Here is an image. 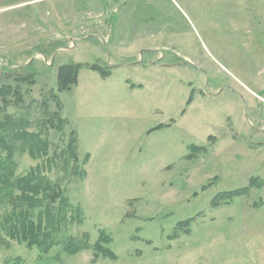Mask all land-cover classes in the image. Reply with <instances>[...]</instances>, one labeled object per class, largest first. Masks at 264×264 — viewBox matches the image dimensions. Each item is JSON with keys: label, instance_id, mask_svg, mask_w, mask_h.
Segmentation results:
<instances>
[{"label": "rangeland", "instance_id": "1", "mask_svg": "<svg viewBox=\"0 0 264 264\" xmlns=\"http://www.w3.org/2000/svg\"><path fill=\"white\" fill-rule=\"evenodd\" d=\"M0 75L72 205L0 264H264V0H0Z\"/></svg>", "mask_w": 264, "mask_h": 264}, {"label": "trees", "instance_id": "2", "mask_svg": "<svg viewBox=\"0 0 264 264\" xmlns=\"http://www.w3.org/2000/svg\"><path fill=\"white\" fill-rule=\"evenodd\" d=\"M66 80H74V76ZM3 87L0 88V94L7 101L4 94L11 87ZM61 120L62 118L60 122ZM23 121V118L10 114L0 118V225L9 237L26 241L29 246L39 245L48 249L55 243L54 235L59 230V224L67 220V213H61L59 208H69L72 205L62 185L43 174V164L31 168L26 174L15 175L13 151L18 142L22 137L38 136L36 132L28 133ZM27 142L30 140L19 146L26 147ZM29 149L35 158L45 155L37 154L33 145H30ZM241 191L240 187L223 191L217 195L218 200H215V203L231 200ZM191 221L192 218L181 221L180 226H185L187 231ZM101 235L95 247L105 254L112 255V248L102 244L103 241H109L108 235L105 232ZM1 237L0 233V239ZM80 247L81 245H75L77 249Z\"/></svg>", "mask_w": 264, "mask_h": 264}, {"label": "flooded vegetation", "instance_id": "3", "mask_svg": "<svg viewBox=\"0 0 264 264\" xmlns=\"http://www.w3.org/2000/svg\"><path fill=\"white\" fill-rule=\"evenodd\" d=\"M197 67V66H196ZM201 70L203 71V72H206L205 71V69H203V68H201ZM230 89H232L234 92H236V93H239V91L237 90V89H235L234 87H231ZM223 90V88L220 90V91H222ZM244 103L247 105V103H246V100L244 99Z\"/></svg>", "mask_w": 264, "mask_h": 264}, {"label": "water", "instance_id": "4", "mask_svg": "<svg viewBox=\"0 0 264 264\" xmlns=\"http://www.w3.org/2000/svg\"><path fill=\"white\" fill-rule=\"evenodd\" d=\"M2 75H0V77H1Z\"/></svg>", "mask_w": 264, "mask_h": 264}]
</instances>
